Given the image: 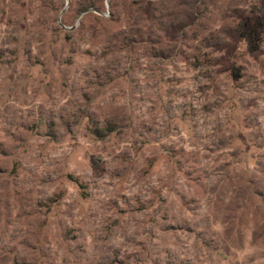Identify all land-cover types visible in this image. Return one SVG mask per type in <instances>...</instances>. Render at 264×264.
Instances as JSON below:
<instances>
[{
	"label": "rangeland",
	"instance_id": "rangeland-1",
	"mask_svg": "<svg viewBox=\"0 0 264 264\" xmlns=\"http://www.w3.org/2000/svg\"><path fill=\"white\" fill-rule=\"evenodd\" d=\"M262 1L0 0V264H264Z\"/></svg>",
	"mask_w": 264,
	"mask_h": 264
},
{
	"label": "trees",
	"instance_id": "trees-1",
	"mask_svg": "<svg viewBox=\"0 0 264 264\" xmlns=\"http://www.w3.org/2000/svg\"><path fill=\"white\" fill-rule=\"evenodd\" d=\"M146 10L151 11L152 0H146ZM262 13L251 15H240L237 27L229 34L230 42L218 45L219 51L224 52L219 64L239 80L242 78L241 68L236 64V58L241 44H247L251 56L257 58L262 52L264 41V0L262 1ZM185 24L172 26L167 30V34L173 37L178 36L185 28Z\"/></svg>",
	"mask_w": 264,
	"mask_h": 264
}]
</instances>
